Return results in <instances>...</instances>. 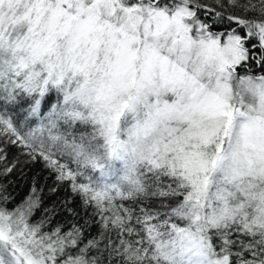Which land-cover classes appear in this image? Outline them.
<instances>
[{
	"label": "snow or ice",
	"instance_id": "1",
	"mask_svg": "<svg viewBox=\"0 0 264 264\" xmlns=\"http://www.w3.org/2000/svg\"><path fill=\"white\" fill-rule=\"evenodd\" d=\"M10 147L72 198L0 183V264H264V0H0Z\"/></svg>",
	"mask_w": 264,
	"mask_h": 264
},
{
	"label": "trees",
	"instance_id": "2",
	"mask_svg": "<svg viewBox=\"0 0 264 264\" xmlns=\"http://www.w3.org/2000/svg\"><path fill=\"white\" fill-rule=\"evenodd\" d=\"M7 152L9 162L19 157L21 163L12 173L5 177H0V183L7 186V194L10 196L9 201L4 206L12 210L22 204L31 195L33 178H36L39 186L44 189L41 193L44 207L50 208L54 205L57 207V214L54 217L53 223L48 225V227H54L58 223L68 224L69 217L60 210V205L66 198H72L70 189L66 186H61L56 194L49 193L48 188L55 184V174L44 166L42 160L25 163L26 157L20 154L18 147H10ZM78 203L77 199L75 204L78 205ZM44 215V212L41 210L32 217V222H38Z\"/></svg>",
	"mask_w": 264,
	"mask_h": 264
}]
</instances>
